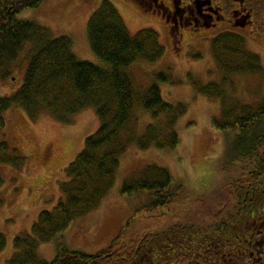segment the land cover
Instances as JSON below:
<instances>
[{
    "label": "rangeland",
    "instance_id": "obj_1",
    "mask_svg": "<svg viewBox=\"0 0 264 264\" xmlns=\"http://www.w3.org/2000/svg\"><path fill=\"white\" fill-rule=\"evenodd\" d=\"M145 1L43 0L38 8L23 11L17 16L19 21L33 22L46 28L53 39L68 37L79 61L106 69L90 50L87 23L100 5H112L131 35L153 30L164 47V55L158 62L134 64L126 71L134 91L142 97L147 89L158 85L165 103L185 107L184 114L175 125L178 146L167 151L155 148L141 151L136 143H131L120 157L113 186L101 204L88 215L75 220L57 240L40 244L37 255L42 261L50 263L55 259L58 243L70 252L93 256L107 249L123 228L130 236L137 233L135 237H141L148 231L159 232L165 224H197L198 227L228 224L235 215L236 199L230 195L231 186L241 178L242 172L246 173L250 168L243 158H240L241 162L235 160L237 155L233 144L238 133L215 129L213 120L223 119V111H232L236 105L254 108L264 104V11L258 18V28L247 29L237 35L244 43L240 50L257 55L263 73L225 76L218 69L212 51L213 33L185 34L177 51L169 27ZM150 3L153 4L152 1ZM36 49L33 44H26L11 72L12 80L3 83L0 78V98L12 96L22 85L29 56ZM225 62L231 66L240 63L230 58ZM159 74L168 75L171 83H158L155 78ZM225 78L227 82L223 84ZM196 81L203 85L221 86L227 99L225 105L219 100L198 95L192 87ZM232 120L234 117L231 115L225 118V121ZM5 122L0 142L17 151L24 162L21 167L20 162L16 167L0 166L3 180L0 186V234L6 242L0 252V264H6L14 256V239L29 235L39 214L53 210L61 198L60 185L66 179L65 169L83 149L84 140L99 128L94 109L78 113L67 124L57 122L46 113L28 118L20 109H12L5 114ZM164 123L163 118L154 121L141 107H135L120 139H136L143 135L147 125L161 127ZM148 166L166 170L180 191L168 208L147 213L146 209L152 202L149 194L137 192L122 196L121 189L123 183L138 176ZM239 192L243 194V191ZM245 198L242 195L241 200ZM256 208L253 216L264 211V203L259 202ZM245 219L252 223L250 216ZM243 222L246 221L241 220L237 224Z\"/></svg>",
    "mask_w": 264,
    "mask_h": 264
},
{
    "label": "trees",
    "instance_id": "obj_2",
    "mask_svg": "<svg viewBox=\"0 0 264 264\" xmlns=\"http://www.w3.org/2000/svg\"><path fill=\"white\" fill-rule=\"evenodd\" d=\"M42 2L0 0V78L3 83L12 78L11 72L23 47L33 44L37 48L29 56L22 85L12 96L0 98V132L6 126L5 114L12 109H20L28 118L46 113L61 124H67L78 113L94 109L99 128L84 140L83 149L65 169L66 179L60 185L61 198L53 210L39 214L29 235L14 239V256L6 264H121L122 260L116 255L124 251L121 247L130 236L126 228L107 249L93 256L70 252L58 243V254L48 263L38 257L37 248L40 244L57 240L75 220L88 215L101 204L113 186L120 157L131 143H136L141 151L151 148L174 150L179 143L175 125L184 114L185 107L165 103L158 85L151 86L139 97L127 75L126 71L134 64H154L163 57L164 47L155 31L142 30L131 35L112 5H100L87 23V39L93 55L106 66V69H102L79 61L68 37L53 39L46 28L17 20L23 11L36 9ZM243 45L239 37L230 34L212 40L214 58L225 76L263 73L259 57L243 53L239 48ZM242 56L244 61L241 60ZM229 58L240 63L231 66L225 62ZM155 80L161 84L171 83L165 74L157 75ZM226 82L227 79H223L222 83ZM192 87L198 95L219 100L225 105L227 99L221 86L203 85L196 81ZM138 106L154 121L163 118L164 125L149 124L142 136L120 139V134L126 130ZM223 115V119L213 120L214 128L238 133L233 144L237 155L235 160H245L250 168L246 173L242 172L241 178L231 186L230 195H233L236 203L233 207L235 215L228 224H237L241 220L248 224L245 219L249 217L247 211L254 209L251 208L253 204L264 203V104L254 108L236 105L232 111H223ZM228 115L234 120L225 121ZM19 162L21 167L24 160L17 151L7 143L0 142V166L14 167ZM251 190H255L256 194H249ZM179 191L166 170L148 166L138 176L123 183L121 195L131 196L137 192L149 194L152 202L146 209L148 213L168 208ZM239 191L247 193L241 194ZM242 195L246 197L243 201ZM249 197L250 203L247 201ZM5 244L0 234V252Z\"/></svg>",
    "mask_w": 264,
    "mask_h": 264
},
{
    "label": "flooded vegetation",
    "instance_id": "obj_3",
    "mask_svg": "<svg viewBox=\"0 0 264 264\" xmlns=\"http://www.w3.org/2000/svg\"><path fill=\"white\" fill-rule=\"evenodd\" d=\"M145 3L169 27L177 51L185 34L213 33V40L223 34L237 36L247 29H256L264 11V0ZM249 194H256L255 190ZM250 200L251 197L247 201ZM254 205L251 208L255 209ZM256 209L249 213L251 224H165L159 232L127 238L121 247L124 251L116 257L122 260L121 264H264V211L253 216Z\"/></svg>",
    "mask_w": 264,
    "mask_h": 264
}]
</instances>
